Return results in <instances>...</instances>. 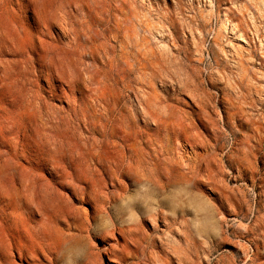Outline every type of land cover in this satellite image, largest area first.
I'll list each match as a JSON object with an SVG mask.
<instances>
[{
	"label": "rangeland",
	"instance_id": "rangeland-1",
	"mask_svg": "<svg viewBox=\"0 0 264 264\" xmlns=\"http://www.w3.org/2000/svg\"><path fill=\"white\" fill-rule=\"evenodd\" d=\"M24 3L0 264H264V0Z\"/></svg>",
	"mask_w": 264,
	"mask_h": 264
},
{
	"label": "bare ground",
	"instance_id": "bare-ground-1",
	"mask_svg": "<svg viewBox=\"0 0 264 264\" xmlns=\"http://www.w3.org/2000/svg\"><path fill=\"white\" fill-rule=\"evenodd\" d=\"M24 1L25 0H16V2L13 3L14 0H0V71H2V69H1L2 67H4V68L7 67L10 69V73L8 75H5V77H10L11 74L13 76L15 75L14 74V68H10L11 66L12 67L13 66L18 67V65L20 63H26V62H28V60L33 59L31 56L37 55V46L36 45H30V46L25 47L22 44L16 43V38H17L16 33L18 32L20 34H23L24 40H26L28 37V34L30 32H33V33L38 32L39 33V31H38L39 28H36V27L26 28L25 26H19V27L17 26L19 31L16 28H13L16 31V33H14L12 29H10V27L12 26V25L10 26V21H9L11 13L14 15V17H21L20 14L23 15L24 9L26 8ZM11 4H14L16 9H15V7L12 8ZM62 8H63L62 13H61L62 14V21L64 24H66V22L68 21L67 20L68 13H67L66 5H62ZM20 57H22V59H20ZM19 75L16 74V76H19ZM1 79L3 80V78H1ZM133 234H134V231L130 230V235H133ZM158 235H160V234H158ZM9 237H10L11 241H14L13 235L10 234ZM130 239L131 238H126V237L123 238V240H124L123 245H120L118 243L116 245H112V246L110 245L108 252L113 253L116 251V248L120 247V246L122 248L126 249L129 246V244H131ZM162 243H163V241H162ZM37 246L40 247V245H37ZM22 252H23V249H22ZM34 252H36V251H31V254H33ZM178 259L180 261L183 260V258L180 255H178ZM126 261H128V257L124 256L120 259L119 262L122 263V262H126ZM1 264H16V263L12 260H9L8 262L4 261Z\"/></svg>",
	"mask_w": 264,
	"mask_h": 264
}]
</instances>
